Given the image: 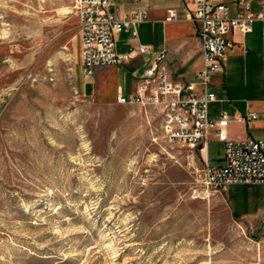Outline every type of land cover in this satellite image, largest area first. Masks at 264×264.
<instances>
[{
    "label": "rangeland",
    "instance_id": "374dc122",
    "mask_svg": "<svg viewBox=\"0 0 264 264\" xmlns=\"http://www.w3.org/2000/svg\"><path fill=\"white\" fill-rule=\"evenodd\" d=\"M73 1L0 0V264H264L262 224L158 109L84 93ZM225 195L264 211L263 184Z\"/></svg>",
    "mask_w": 264,
    "mask_h": 264
},
{
    "label": "built area",
    "instance_id": "2783aa9c",
    "mask_svg": "<svg viewBox=\"0 0 264 264\" xmlns=\"http://www.w3.org/2000/svg\"><path fill=\"white\" fill-rule=\"evenodd\" d=\"M192 4V20L198 26V41L202 67L193 81L181 84L174 79L164 52L157 54L140 75L137 87L129 96L118 95V104L156 108L161 115V135L168 144L199 151L203 158L202 183L207 190L223 193L232 186L264 184V141L234 140L228 135L232 123H249L254 113L231 117L219 109L210 117V105L221 103L210 88L213 74L221 69L222 61L233 47L229 34L248 33L254 21L262 19L251 12L246 0H236L237 10L230 16L222 2L186 0ZM111 0H74L73 13L78 22L81 66L85 75L102 66H114L148 52L138 45L123 57L114 50L115 36L129 32L136 37L135 27L147 20V11H111ZM168 19L173 14L168 12ZM222 143L224 155L219 163L209 161V144Z\"/></svg>",
    "mask_w": 264,
    "mask_h": 264
},
{
    "label": "crops",
    "instance_id": "0c3cea01",
    "mask_svg": "<svg viewBox=\"0 0 264 264\" xmlns=\"http://www.w3.org/2000/svg\"><path fill=\"white\" fill-rule=\"evenodd\" d=\"M214 1L222 2L227 6L229 15H235L236 0ZM246 1L251 12L260 15L262 19L254 21L248 33L236 30L229 34L233 47L222 61L221 69L213 74L210 84L221 103L211 104L210 117L215 118L219 109L225 110L222 105L231 117L242 116L245 112L254 113L256 119L252 122L232 123L228 128V135L234 140L264 141V0ZM111 3V11L115 8L120 13L141 9L147 11V20L135 27L136 37H132L129 32H121L115 36L116 54L123 57L138 45L147 46L148 52L84 74V93L90 87L94 97L105 100H116L120 94H133L140 75L161 52L166 54L169 68L177 82L184 84L194 80L202 67V60L198 26L191 18L192 4L186 0H111ZM168 12L173 14L172 19H168ZM122 67L123 75L120 73ZM215 105L218 107L215 108ZM228 190L221 195L235 215L251 223L257 220L264 227V211H240L237 201H229L225 195Z\"/></svg>",
    "mask_w": 264,
    "mask_h": 264
},
{
    "label": "bare ground",
    "instance_id": "6f19581e",
    "mask_svg": "<svg viewBox=\"0 0 264 264\" xmlns=\"http://www.w3.org/2000/svg\"><path fill=\"white\" fill-rule=\"evenodd\" d=\"M66 14H68V12H67V10H64L63 15H66Z\"/></svg>",
    "mask_w": 264,
    "mask_h": 264
}]
</instances>
